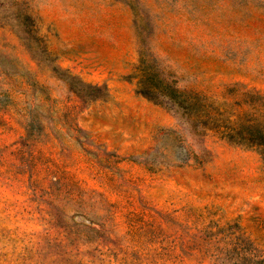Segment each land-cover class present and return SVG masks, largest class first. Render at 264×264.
<instances>
[{
	"label": "rangeland",
	"instance_id": "obj_1",
	"mask_svg": "<svg viewBox=\"0 0 264 264\" xmlns=\"http://www.w3.org/2000/svg\"><path fill=\"white\" fill-rule=\"evenodd\" d=\"M0 264H264V0H0Z\"/></svg>",
	"mask_w": 264,
	"mask_h": 264
},
{
	"label": "trees",
	"instance_id": "obj_2",
	"mask_svg": "<svg viewBox=\"0 0 264 264\" xmlns=\"http://www.w3.org/2000/svg\"><path fill=\"white\" fill-rule=\"evenodd\" d=\"M153 89H156L157 90L156 87H150L149 86V87H144V89H142L141 92L145 96L153 97V96H155V90H153ZM168 89L164 93L162 91H160L159 89L158 90L161 93H163L164 96H166L169 99H171V98L172 99H175L176 101H178V103H182L183 101L185 102V94L183 92H178V91H175V90H172V89H169V90ZM193 104L196 105V106H198V100H197V98H195L193 100ZM204 113H206V111H204ZM251 138L255 140V143H260L259 142L260 138L258 136H255L253 134V137H251Z\"/></svg>",
	"mask_w": 264,
	"mask_h": 264
}]
</instances>
